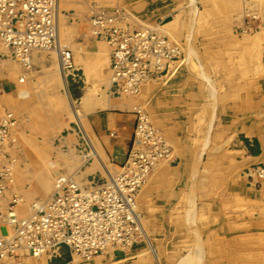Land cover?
I'll return each mask as SVG.
<instances>
[{"label": "crops", "instance_id": "1", "mask_svg": "<svg viewBox=\"0 0 264 264\" xmlns=\"http://www.w3.org/2000/svg\"><path fill=\"white\" fill-rule=\"evenodd\" d=\"M188 69L171 88H158L150 104L154 124L174 150V161L162 163L140 194L157 254L145 241L93 264H179L196 254L264 256V188L243 176L248 167L264 165V76L212 78ZM29 73L21 64L0 61V114L24 105L33 87ZM113 100L97 106L87 121L95 154L82 164L80 178L106 174L103 164L117 172L129 153L138 100ZM63 256L70 258L67 248Z\"/></svg>", "mask_w": 264, "mask_h": 264}, {"label": "rangeland", "instance_id": "2", "mask_svg": "<svg viewBox=\"0 0 264 264\" xmlns=\"http://www.w3.org/2000/svg\"><path fill=\"white\" fill-rule=\"evenodd\" d=\"M57 4L60 18L57 23L58 28L60 25L57 39L60 35L63 44L59 48L60 53L63 55L62 49H68L72 55L70 62L75 67L68 70L69 63L65 61L66 90L61 84L59 63L54 60L57 59L55 50L33 49L37 51L34 52L32 68L28 69L33 87L28 88L24 105L9 106L0 114L1 120L6 112H15L16 116L14 113L13 115L18 121V127L14 128L7 140V161L14 182H6L11 185L4 198L5 206L21 192L32 193L28 203L38 197L46 199L51 195L59 173L80 169L93 156L91 146L84 140L86 138H83V132L74 117L71 101L78 108L83 126L88 132L87 121L100 106V97L103 93L112 95L109 92L113 71L111 47L106 41L96 37L91 24V13L96 6L119 7L134 25L158 27L156 24H159L161 27L162 24V34L179 46V54L171 59L172 66L169 65L164 72V75H168L163 80L144 85L140 96H129L138 100L136 105L145 107L151 124L164 135L172 150V158L166 163L174 161V150L164 131L154 124L150 112V104L158 88H171L174 81L188 68L212 78L264 76V0H58ZM94 44L97 46L94 47ZM11 51V48L0 42V61L8 59L14 66L26 62L14 61L18 57ZM106 51L108 52L103 54ZM11 77L15 78V75ZM136 124L137 117L130 149ZM261 166L264 167L253 165L243 172V176L256 183L259 188L264 187V178L257 179L252 169ZM40 177L44 181L48 180L46 185L42 181L38 183L39 188L44 186L41 190L34 187L35 181ZM177 212L179 214V208ZM69 257L64 258L62 254L47 262L45 258L22 255L16 259H8L3 264H66L73 260L71 254ZM225 259L229 264H264L263 255L225 258L199 254L184 256L179 264H222ZM103 262L110 264L112 261L103 259ZM73 264L93 262L75 258Z\"/></svg>", "mask_w": 264, "mask_h": 264}, {"label": "built area", "instance_id": "3", "mask_svg": "<svg viewBox=\"0 0 264 264\" xmlns=\"http://www.w3.org/2000/svg\"><path fill=\"white\" fill-rule=\"evenodd\" d=\"M57 2L0 0V41L23 60L30 50L57 47ZM126 16L119 7H98L91 13L93 33L112 49L109 92L115 96L136 95L142 86L163 80L171 59L179 54L177 43L157 26L134 25ZM61 52L70 62L69 50ZM67 67L73 70L75 66ZM135 113V137L116 174L92 175L81 182L74 175L59 173L52 195L27 217L17 214L16 196L5 206L1 196L5 191L0 192V264L23 252L47 255L52 261L62 256L64 248L72 257L91 262L110 252L126 254L141 242L144 235L136 197L157 163L170 158L172 150L142 105ZM15 127L18 121L8 111L0 121L1 190L11 175L5 145ZM255 172L262 177L264 167Z\"/></svg>", "mask_w": 264, "mask_h": 264}, {"label": "bare ground", "instance_id": "4", "mask_svg": "<svg viewBox=\"0 0 264 264\" xmlns=\"http://www.w3.org/2000/svg\"><path fill=\"white\" fill-rule=\"evenodd\" d=\"M96 6V5H95ZM97 8L99 7V6H96ZM56 14H57V17H56V27H57V23L60 21V18H59V11H58V7L56 8ZM156 25H158V29H159V31L162 33V32H164L163 31V27H162V24L160 25L161 27H159V24H156ZM58 28V27H57ZM57 31L58 32H60V25H59V28L57 29ZM58 32H57V35H58ZM174 39H176V38H174ZM178 40V39H177ZM176 40V41H177ZM1 42V41H0ZM57 47H55V48H53L52 50H55V53H56V55H57V59H54L55 61H57L58 63H59V70H60V75H61V80H62V82H61V84L65 87V89L67 90V74H66V71L64 70V68H65V61L67 62V64L69 63H71V62H69L68 61V58H67V55L66 54H63V55H61V53H60V49H61V46L63 45V44H61L62 42H61V38H60V35L58 36V39H57ZM2 43V42H1ZM59 43L61 44L60 46H59ZM2 44H4V43H2ZM5 45V44H4ZM60 48V49H59ZM106 49V48H105ZM48 50H50V49H46V50H38V51H48ZM35 51H37V50H30V53L27 55V59L26 60H23V57H20V55H14L15 57H18V58H16L15 59V61H21V62H25V63H23V64H21V65H23L24 67H25V69L26 70H30L31 68H32V64H33V61H34V52ZM12 52V51H11ZM108 51H106V52H103V54H105V53H107ZM12 54H13V52H12ZM55 55V56H56ZM112 55V49H111V52H110V56ZM57 62H56V64H57ZM55 64V65H56ZM58 65V64H57ZM199 66V65H198ZM25 76L26 75H22L21 77H20V80L21 81H23L24 79H25ZM205 76V75H204ZM111 81V80H110ZM142 88H143V86L141 87V90H142ZM67 94H69V92L67 91ZM104 94L105 95H108V96H104ZM142 93H138V95L140 96ZM103 96L102 97H100V99H101V101L99 102L100 103V106L101 107H107V106H109L110 105V103H112L114 100L113 99H125V98H130L129 96L130 95H124V96H118V98H113V96L112 95H110V94H108V93H103L102 94ZM137 95V94H136ZM31 97V96H30ZM71 101V100H70ZM139 104H137L136 106H138ZM141 105V104H140ZM71 107L73 108L72 110H73V113H74V117H75V119H76V121H77V123H78V125L80 126V128H81V131L83 132V135H84V137L83 138H86V139H84V140H86V141H88V144H90V146H92V144H91V139L89 138V136H88V134H87V132H86V130H85V126H83V123H82V121H81V117H80V114H79V111L75 108V105H73V103H72V101H71ZM144 107V106H143ZM144 109H145V107H144ZM6 112V111H5ZM7 113V112H6ZM14 114H15V112H13ZM5 115V114H4ZM3 115V116H4ZM2 116V117H3ZM15 116H16V114H15ZM2 119V118H1ZM1 121V120H0ZM16 128V127H15ZM80 131V130H79ZM165 138V137H164ZM8 142V141H7ZM7 142H6V145H5V149H7L6 147H7V145L9 144H7ZM93 143V142H92ZM67 145V144H66ZM66 145H64V146H66ZM93 147H95V145L93 146ZM94 149V148H93ZM96 149V148H95ZM80 150V149H79ZM84 150V149H83ZM86 150V149H85ZM83 152V151H82ZM91 152V151H90ZM96 152V151H95ZM7 153H9V151L7 152ZM92 154H95L94 153V151L92 152ZM82 155V154H81ZM85 155H89V154H85ZM100 156V155H99ZM83 158V157H82ZM96 158H97V155H96ZM101 158V157H100ZM99 158V159H100ZM170 158H172V155H171V157ZM84 159V158H83ZM99 159H97V164H98V160ZM169 159V158H168ZM168 159H162V160H160L158 163H157V165H156V167H155V170L153 171V173L150 175V177L148 178V180H147V182H146V184L141 188V190L139 191V193H138V195H137V200H136V203H137V212L139 213V215H140V220H141V226L143 227L142 229H143V239L141 240V242H145V241H147L148 242V245H149V250L152 252V254H157V253H155V247L153 246V244H152V241H151V239L149 238V235H148V233L149 232H147V229H146V224H145V217H143L144 215H142V212H141V210H140V208H141V206H140V194H141V192L144 190V188L148 185V183H149V181L151 180V178L155 175V172L157 171V169L159 168V166L162 164V163H165V162H167L168 161ZM104 160V159H103ZM126 160V159H125ZM73 161H75V160H73ZM83 162V161H82ZM92 163V162H91ZM103 163V162H102ZM89 164V163H88ZM71 165H73V164H71ZM80 166H81V164H80ZM98 166H99V164H98ZM103 166V169L106 171V174H105V176H103V175H99V176H102V177H106V178H108V177H110V175H114V174H116L117 172L115 171V173H109L108 172V170H106L107 169V165L105 164H103L102 165ZM78 167V166H77ZM82 167H84V166H82ZM89 167V166H88ZM96 167V166H95ZM94 167V168H95ZM85 168H87V166L85 167ZM93 168V167H92ZM92 168H89V169H91V170H94V169H92ZM257 167H253V169H252V173L254 174V176H256L257 177V179H263L262 177H264V174H262L261 176L262 177H260V175H258L256 172H255V169H256ZM260 168H263V166H261ZM88 169V168H87ZM81 170H83L82 168H81ZM79 168H77L76 170H74V171H72V172H63V174H68V175H74V177L77 179V180H79V181H81V182H83V181H85L87 178H89V177H91V176H89V177H87V178H82V176H81V178H80V176L78 175V173H79V171H81ZM70 171V170H69ZM118 171V170H117ZM85 172V171H84ZM87 172H89L88 170H87ZM101 173V172H100ZM245 174V173H244ZM81 175V174H80ZM40 176H42V175H40ZM38 177V176H37ZM42 177H45V176H42ZM85 177V176H84ZM35 178H36V176H35ZM39 178V177H38ZM47 178V177H46ZM34 179V178H33ZM14 179H13V176H12V174L9 176V179H7V182L8 183H11V181H13ZM56 180V179H55ZM35 181V180H34ZM33 181V182H34ZM43 182V184H47L46 182L48 181H46V179H45V181H44V179L42 178L41 179V177H40V179L38 180L37 179V181H35L36 182V184H35V182L33 183V184H35L34 185V187L36 186L38 189H40L41 190V188L42 187H44V186H42L41 188H39L38 186V183L39 182ZM14 182V181H13ZM9 185H11V184H9ZM9 185H5L4 186V189L3 190H1L2 188H0V192L2 193V192H4L5 194H0L1 196H2V199H4V197L6 196V194H7V192L10 190L9 189ZM264 185V184H263ZM33 187V188H34ZM264 188V187H263ZM35 189V188H34ZM46 189V188H45ZM54 189H55V183H54ZM54 189H53V191H54ZM53 191H52V193H53ZM52 193H51V195H52ZM17 195V199L19 200V203H18V206H17V214L18 215H20V216H30L32 213H33V211H34V209L37 207V206H39V205H41V204H43V201L45 202V200H47L49 197H47L46 199H44V198H42V197H38V198H36L35 200H33L31 203L29 202L28 203V199L30 200V195L32 196V193H29V192H21V193H17L16 194ZM15 195V196H16ZM32 198V197H31ZM5 200V199H4ZM32 200V199H31ZM140 242V243H141ZM146 244V243H145ZM134 248V247H133ZM148 252V251H147ZM145 253V251H143L142 252V254H144ZM111 254H113V252H110V253H108V254H105V255H103V256H99V257H106V256H110ZM22 255H29L30 257H33V258H35L36 256H34V255H31V254H27L26 252H23L22 253ZM21 255V256H22ZM36 258H45L46 259V261L48 262V257H47V255H43V256H38V257H36ZM75 258H78V259H80L81 261H84L83 259H81L80 257H77V256H73L72 257V261L71 262H69V263H66V264H73L74 263V259ZM97 258V257H96ZM96 258H94L92 261H94ZM8 259H13V258H7L6 259V261L8 260ZM50 261V260H49ZM53 261V260H52ZM91 261V262H92ZM84 262H86V261H84ZM100 264H102V263H100Z\"/></svg>", "mask_w": 264, "mask_h": 264}]
</instances>
